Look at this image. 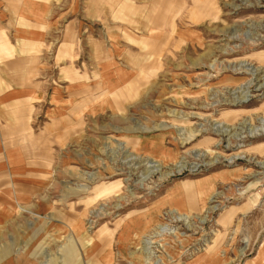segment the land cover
Masks as SVG:
<instances>
[{"label": "rangeland", "instance_id": "374dc122", "mask_svg": "<svg viewBox=\"0 0 264 264\" xmlns=\"http://www.w3.org/2000/svg\"><path fill=\"white\" fill-rule=\"evenodd\" d=\"M11 1L0 264H264V0Z\"/></svg>", "mask_w": 264, "mask_h": 264}, {"label": "crops", "instance_id": "0c3cea01", "mask_svg": "<svg viewBox=\"0 0 264 264\" xmlns=\"http://www.w3.org/2000/svg\"><path fill=\"white\" fill-rule=\"evenodd\" d=\"M0 1H4L5 5L6 4L10 5V2H12L11 0H0ZM202 1L203 0H191V4L189 5L190 7L187 8L184 1H183V3H181L180 0H153L151 3L152 5H151L150 9L148 8L149 11H152V14L149 18L150 22H152L151 25H152V27H160V26H165V27L167 26L168 27L169 22L176 24L175 17L182 10H187L188 12L190 11L191 13H192V11L193 12L198 11V9H201L203 11L204 7H207V6H209L208 4L211 5L213 3V0H208V1L204 0V3ZM10 7H11V5H10ZM31 7H32L33 11H31ZM33 7H34V9H33ZM44 9H45V3L43 0H30L29 15L26 16L28 21H29V18L31 17V15L32 16H35V15L38 16L39 20L42 21L44 19L43 13H42V11ZM155 11H159V14H155ZM19 13H20V11H18V14ZM171 13H176V15H173V17L171 19H169V14H171ZM0 14H1V12H0ZM0 26L2 27L1 23H0ZM26 35H28V30L22 28L21 36H26ZM0 46L2 48L6 47V45H0ZM2 51L8 53L9 49H8V47H6V49L2 50Z\"/></svg>", "mask_w": 264, "mask_h": 264}, {"label": "bare ground", "instance_id": "6f19581e", "mask_svg": "<svg viewBox=\"0 0 264 264\" xmlns=\"http://www.w3.org/2000/svg\"><path fill=\"white\" fill-rule=\"evenodd\" d=\"M264 123V122H263ZM160 165V164H159ZM152 166V165H151ZM148 167V166H147Z\"/></svg>", "mask_w": 264, "mask_h": 264}]
</instances>
